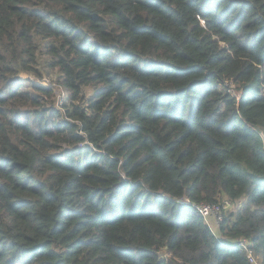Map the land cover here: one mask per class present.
<instances>
[{
  "label": "trees",
  "instance_id": "16d2710c",
  "mask_svg": "<svg viewBox=\"0 0 264 264\" xmlns=\"http://www.w3.org/2000/svg\"><path fill=\"white\" fill-rule=\"evenodd\" d=\"M241 237L264 264V0H0V264H251Z\"/></svg>",
  "mask_w": 264,
  "mask_h": 264
},
{
  "label": "rangeland",
  "instance_id": "374dc122",
  "mask_svg": "<svg viewBox=\"0 0 264 264\" xmlns=\"http://www.w3.org/2000/svg\"><path fill=\"white\" fill-rule=\"evenodd\" d=\"M39 69L41 71V77H36L34 74L32 73H22V76L25 78H30L31 80H34L36 82H41L45 85H49L53 88V93L50 97V102L56 106V107H60L61 109L62 104L66 103L69 104L70 100H71V92L68 88H66L62 83L61 80L59 79L60 73L57 69L51 68L49 66H47L44 62V64H39ZM92 91V87L91 86H87L83 88V94L86 95V97L91 93ZM59 108V109H60ZM235 207V203L233 204V207L230 208L233 210ZM227 211V210H226ZM227 211V212H228ZM208 221L211 223V228L213 231H217V223H215L214 218L212 215H210L208 218Z\"/></svg>",
  "mask_w": 264,
  "mask_h": 264
},
{
  "label": "built area",
  "instance_id": "2783aa9c",
  "mask_svg": "<svg viewBox=\"0 0 264 264\" xmlns=\"http://www.w3.org/2000/svg\"><path fill=\"white\" fill-rule=\"evenodd\" d=\"M195 208L197 212L203 216L204 221L210 226L211 228V223L208 221V217L210 215L213 216L215 223L217 225L219 222L222 220L224 211L230 210V208L233 207V203L225 196L221 197L219 201L217 202H206V201H201L196 203ZM232 210V209H231ZM212 229V228H211ZM239 243L244 247L246 251V257L248 261L251 264H261L260 263V258L257 257L252 249L250 248V239L247 237H241L239 239Z\"/></svg>",
  "mask_w": 264,
  "mask_h": 264
}]
</instances>
